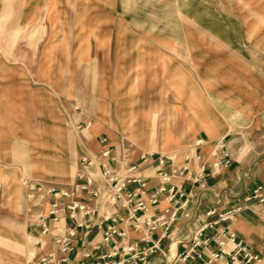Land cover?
<instances>
[{
  "label": "rangeland",
  "instance_id": "obj_1",
  "mask_svg": "<svg viewBox=\"0 0 264 264\" xmlns=\"http://www.w3.org/2000/svg\"><path fill=\"white\" fill-rule=\"evenodd\" d=\"M261 115L264 0H0V264L36 263L41 193L82 157L179 162Z\"/></svg>",
  "mask_w": 264,
  "mask_h": 264
},
{
  "label": "crops",
  "instance_id": "obj_2",
  "mask_svg": "<svg viewBox=\"0 0 264 264\" xmlns=\"http://www.w3.org/2000/svg\"><path fill=\"white\" fill-rule=\"evenodd\" d=\"M3 13L4 11L1 12V14ZM5 65L9 67V64ZM11 66L14 68L13 65ZM258 121L261 126H264V115L258 117ZM263 126L258 128V131L252 130L247 134H237L236 137L230 135L227 138L230 133L217 138L196 135L198 142L191 154L180 159L179 162L174 161L166 165V169L176 170V173L167 184L165 191L160 189L162 179L158 175V171L161 167L157 165V162H145L138 171L145 186L148 187L143 197L139 194L141 183L128 184L126 189L121 192V197L116 196L115 198H113L114 192L105 187L103 183L100 184L101 192L98 197H92L86 191L78 188L74 199L87 204L93 212L87 216L83 213L78 214L79 222L83 223L82 226L76 225L70 217V210L66 207L60 212L59 228L54 233H64L69 227H72L75 233L74 247L68 254L69 259L62 264L88 262L100 252L107 250V247L102 245L104 231L109 223L107 218L115 215L124 218L116 228L118 231L123 229L127 236L120 237L115 234L109 246L116 242L122 247L132 243L136 246L148 247L153 242H159L163 252L158 251L150 255L148 264H171L179 253L189 248L192 236L198 228L208 221L216 219L220 213L228 209L248 205L250 202L246 201L247 196L258 184L264 185ZM222 138H225L227 142L229 156L222 159V168L217 169L214 167L216 157L213 152L216 149L217 141ZM228 159L230 162L226 164L225 161ZM128 165L127 162L124 167L126 170ZM201 169H204L202 173ZM95 179L99 181L100 174L96 175ZM172 186L174 188L171 190ZM71 189L76 188L73 186ZM140 198L146 201L147 208L136 211L135 205ZM154 198L158 200L156 203L152 202ZM50 203L51 196L45 197L43 210L36 214L37 221L39 215L47 211ZM166 209L169 210L167 213ZM211 209H215L216 213L208 215V211ZM163 214L166 223L157 227L156 230H151L145 224L146 219ZM134 216L141 217V227H135ZM223 225L229 226L256 253L261 255V260L257 264H264L263 212L242 208L236 211L231 220L223 222ZM31 231L36 236L40 233V228L34 225ZM212 232L213 230L210 229L206 235ZM41 237L47 242L51 240L49 236L42 235ZM50 246V244L47 245V247ZM216 248L217 246L212 242L205 250L210 252ZM195 264H199V262Z\"/></svg>",
  "mask_w": 264,
  "mask_h": 264
},
{
  "label": "built area",
  "instance_id": "obj_3",
  "mask_svg": "<svg viewBox=\"0 0 264 264\" xmlns=\"http://www.w3.org/2000/svg\"><path fill=\"white\" fill-rule=\"evenodd\" d=\"M216 149L213 155L216 157L214 161V167L217 169L222 168V159L228 157V145L225 138L217 141ZM102 154L107 157L111 166L107 167L103 165L101 167L102 173L100 179H95V174L92 172V168L96 165V158L90 156L82 157V165L84 169L78 176V183L74 186L76 189L64 188L59 186H51L45 188L42 191V201L39 206L43 207L44 198L51 196V203L46 212L39 215L38 221L35 223L40 228V233L36 236L30 235V238L35 239V244L40 249L39 255L36 258L35 264H62L67 262L69 259L68 254L73 249V237L75 235L73 228H67L64 233H54L59 228L58 223L60 221V212L66 207L70 210V217L78 226H82L83 223L79 222V215L84 214L85 216L92 214V209L85 203L78 199H74L75 192L78 188L92 197H98L100 195V184H104L105 187L111 189L114 192L113 198L121 197L128 184L130 183H141L139 187V194L143 197L146 194L148 187L145 186V182L142 177L138 174L140 167L143 163H154L157 162L161 168L158 171V175L162 179L161 191L167 190V184L176 173V170L169 171L166 169V165L174 162L175 156L158 154L150 152L148 154L141 155L142 161L129 163L125 173L117 168L119 158L116 156L113 149L110 146H106L102 149ZM230 160H226L225 163H229ZM116 165V167H115ZM188 169V168H185ZM201 173L204 169H201ZM128 171V173H127ZM84 180L81 183L79 181ZM174 187H171V190ZM37 189L36 184L30 186V191ZM40 189V187L38 188ZM35 193L29 195L33 197ZM70 199V201H67ZM158 200L153 199V203ZM246 201L250 202L248 205H243L238 208L228 209L222 212L214 220L208 221L205 225L198 228L191 239L190 246L187 250L178 254V256L172 261L171 264H257L261 260V255L256 253L250 245L241 238L235 231L229 226H224L223 222H227L232 219L236 211L242 208L256 209L264 213V185L258 184L251 194L246 198ZM65 204V205H64ZM147 203L143 198H140L138 203L135 205V210H145ZM29 211L32 208L29 207ZM169 210L166 209V213ZM215 209L208 211V215L215 214ZM165 215H160L152 219H146L145 224L150 227L151 230H156L157 227L166 223L164 220ZM135 227L139 228L142 225L141 217L134 216ZM109 223L104 231V242L102 245L107 247V250L100 252L91 261H82L80 264H148L149 256L160 251L163 252L159 242H153L148 247L136 246V244H127L126 246H119L116 242L110 245L111 240L115 234L120 237H126L127 233L121 229L117 230L119 222H122L124 218L117 215L110 216L107 218ZM212 229L213 232L206 235L208 230ZM51 237L50 242H47L41 236ZM215 243L217 248L210 252H206L205 248L211 243ZM50 244V247L47 245Z\"/></svg>",
  "mask_w": 264,
  "mask_h": 264
}]
</instances>
